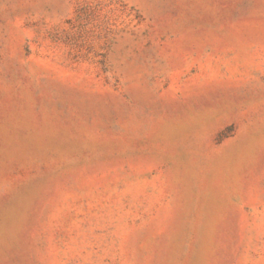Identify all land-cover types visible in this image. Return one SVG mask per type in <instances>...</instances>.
<instances>
[{
  "label": "rangeland",
  "instance_id": "rangeland-1",
  "mask_svg": "<svg viewBox=\"0 0 264 264\" xmlns=\"http://www.w3.org/2000/svg\"><path fill=\"white\" fill-rule=\"evenodd\" d=\"M0 264H264V0H0Z\"/></svg>",
  "mask_w": 264,
  "mask_h": 264
}]
</instances>
